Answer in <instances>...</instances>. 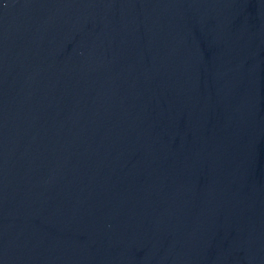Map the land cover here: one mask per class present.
Segmentation results:
<instances>
[{"label":"water","instance_id":"obj_1","mask_svg":"<svg viewBox=\"0 0 264 264\" xmlns=\"http://www.w3.org/2000/svg\"><path fill=\"white\" fill-rule=\"evenodd\" d=\"M0 264H264V0H0Z\"/></svg>","mask_w":264,"mask_h":264}]
</instances>
